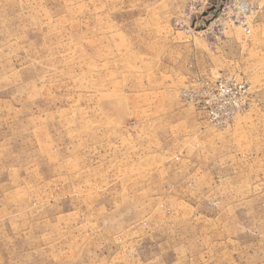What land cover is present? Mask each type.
I'll use <instances>...</instances> for the list:
<instances>
[{"label":"rangeland","instance_id":"rangeland-1","mask_svg":"<svg viewBox=\"0 0 264 264\" xmlns=\"http://www.w3.org/2000/svg\"><path fill=\"white\" fill-rule=\"evenodd\" d=\"M0 264H264V0H0Z\"/></svg>","mask_w":264,"mask_h":264},{"label":"built area","instance_id":"built-area-1","mask_svg":"<svg viewBox=\"0 0 264 264\" xmlns=\"http://www.w3.org/2000/svg\"><path fill=\"white\" fill-rule=\"evenodd\" d=\"M244 30L248 28L244 25ZM201 90L208 96H223L225 100L217 101L216 108L212 104L203 106V110L210 115H214V121L217 123L230 122L237 113L245 109L248 105L249 89L246 84L231 81L230 79L217 80L215 82L204 80L200 86Z\"/></svg>","mask_w":264,"mask_h":264},{"label":"bare ground","instance_id":"bare-ground-1","mask_svg":"<svg viewBox=\"0 0 264 264\" xmlns=\"http://www.w3.org/2000/svg\"><path fill=\"white\" fill-rule=\"evenodd\" d=\"M217 1H218V0H217ZM215 8L217 9V6H216ZM209 17H210V14H209V16L206 15V17L204 18V20L209 19ZM202 20H203V19H202ZM204 20H203V21H204ZM203 21H202V22H203Z\"/></svg>","mask_w":264,"mask_h":264}]
</instances>
